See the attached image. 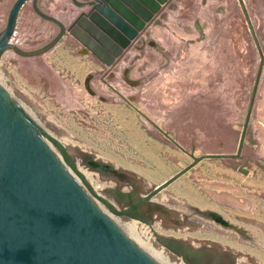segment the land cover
Wrapping results in <instances>:
<instances>
[{"label":"rangeland","instance_id":"obj_1","mask_svg":"<svg viewBox=\"0 0 264 264\" xmlns=\"http://www.w3.org/2000/svg\"><path fill=\"white\" fill-rule=\"evenodd\" d=\"M15 1L0 0V33ZM37 6L61 25L27 1L0 55V84L115 200L110 190L144 196L196 156L237 153L262 61L239 0ZM140 213L123 216L237 264H264V65L240 155L203 158Z\"/></svg>","mask_w":264,"mask_h":264},{"label":"water","instance_id":"obj_2","mask_svg":"<svg viewBox=\"0 0 264 264\" xmlns=\"http://www.w3.org/2000/svg\"><path fill=\"white\" fill-rule=\"evenodd\" d=\"M27 1L16 0L12 5L6 27L0 33V55L12 46L18 15ZM239 2L262 61L237 153L196 156L186 167L144 196H139L136 191L110 190L127 203V207L121 210L111 208L114 213L144 220L141 207L200 160L237 158L240 155L264 55L244 0ZM33 6L41 16L61 25L57 18L38 8L37 0H33ZM56 40L34 53L47 50ZM32 120L0 84V264H160L97 204L91 194L99 195L76 169L67 151ZM51 142L59 148L64 160ZM72 172L79 175L84 186ZM103 201L107 204L106 200ZM211 213L219 217L215 212ZM162 242L182 253L187 264H220L216 260L201 259L202 249L196 250L166 237ZM228 264H234L233 259Z\"/></svg>","mask_w":264,"mask_h":264},{"label":"bare ground","instance_id":"obj_3","mask_svg":"<svg viewBox=\"0 0 264 264\" xmlns=\"http://www.w3.org/2000/svg\"><path fill=\"white\" fill-rule=\"evenodd\" d=\"M85 88H86V90L88 92H90V93L93 92V90H92L93 88L90 85V80L89 79L85 80ZM30 116H31V114H30ZM33 122L38 126V128H40L35 120ZM52 146L56 150L57 154L62 158V160H64L63 156H62V153L59 150V148L53 143H52ZM64 149L69 154V157L71 158V160H73V162L75 163L76 169L81 174H83V176L85 177V180L91 185L93 191L96 194L99 195V197L94 196L93 194H91L88 191L92 195L94 200L97 202V204H99V206L103 210H105V212H107V214L111 217V219L138 246H140L146 253H148L151 257H153L160 264H185L180 257H178L177 255L173 254L172 252H170L169 250H167L166 248H164L163 246H161L159 244V241H162L163 237L159 233H157L154 230V228H151V227L149 228L146 225L142 224L141 222H139V221H137L135 219H131L129 217H126V216H123V215H118V214L114 213L111 210V208H113L115 210H121V209H124L125 207L120 202L115 200V198H113L112 195L106 193L107 191H104V188L102 186H100V185H98V184H96V183H94L92 181V179L90 178L89 174L84 170L83 166L81 165L80 160L75 157V152H73L74 150L71 149L72 150L71 151L69 148L68 149L64 148ZM74 149L76 150V148H74ZM72 173L75 176V178L82 184V186H84L82 181H81V179H80V177H79V175L74 173V172H72ZM103 199L106 200L107 204L103 201ZM167 203L171 204L173 202L171 200H169V201H167ZM231 203L233 205H238L236 203L234 204L233 202H231ZM150 206H152V208H150V209H153V208L156 207L155 205H150ZM195 220H196V218H195ZM196 221L199 224H201L203 222V219L202 218H198ZM213 250L209 249V250H205L204 251V248H202V250H200V254H199L200 258L201 259H207V260L208 259H210V260L212 259V260H216V261H221L224 264H228V262L230 261V260H228L229 256H230L229 253H227L228 251L223 252V253L222 252L216 253Z\"/></svg>","mask_w":264,"mask_h":264},{"label":"crops","instance_id":"obj_4","mask_svg":"<svg viewBox=\"0 0 264 264\" xmlns=\"http://www.w3.org/2000/svg\"><path fill=\"white\" fill-rule=\"evenodd\" d=\"M244 3L248 10L252 23L255 24L254 18H258L260 21L263 22L262 25L264 27V0H244ZM258 33L264 34V30H261ZM90 85H91V80H90ZM91 87L93 88L92 85ZM93 92H96V90Z\"/></svg>","mask_w":264,"mask_h":264},{"label":"flooded vegetation","instance_id":"obj_5","mask_svg":"<svg viewBox=\"0 0 264 264\" xmlns=\"http://www.w3.org/2000/svg\"><path fill=\"white\" fill-rule=\"evenodd\" d=\"M235 264H237V259H236V262H234Z\"/></svg>","mask_w":264,"mask_h":264}]
</instances>
